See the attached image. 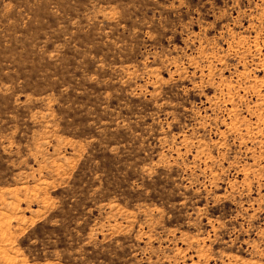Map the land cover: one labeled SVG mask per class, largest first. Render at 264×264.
Here are the masks:
<instances>
[{"label":"rangeland","instance_id":"374dc122","mask_svg":"<svg viewBox=\"0 0 264 264\" xmlns=\"http://www.w3.org/2000/svg\"><path fill=\"white\" fill-rule=\"evenodd\" d=\"M0 264H264V0H0Z\"/></svg>","mask_w":264,"mask_h":264}]
</instances>
